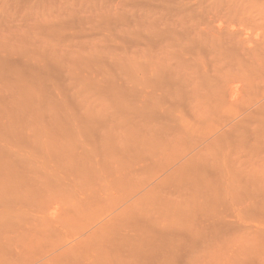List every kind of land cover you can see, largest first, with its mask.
<instances>
[{
	"label": "rangeland",
	"instance_id": "374dc122",
	"mask_svg": "<svg viewBox=\"0 0 264 264\" xmlns=\"http://www.w3.org/2000/svg\"><path fill=\"white\" fill-rule=\"evenodd\" d=\"M263 6L0 0V264H263Z\"/></svg>",
	"mask_w": 264,
	"mask_h": 264
},
{
	"label": "bare ground",
	"instance_id": "6f19581e",
	"mask_svg": "<svg viewBox=\"0 0 264 264\" xmlns=\"http://www.w3.org/2000/svg\"><path fill=\"white\" fill-rule=\"evenodd\" d=\"M197 2H198V1H197ZM201 2H202V1H201ZM203 2H204V1H203ZM205 2H206V1H205ZM209 2H210V1H209ZM210 3H211V2H210ZM201 4H202V3H201ZM194 5H196V4H194ZM199 5H200V4H199ZM260 5H262V4H260ZM258 7H259V6H258ZM263 7H264V6H263ZM259 11H260V10H259ZM73 15H74V14H73ZM259 15H260V14H259ZM262 15H263V14H262ZM244 17H245V16H244ZM246 17H247V16H246ZM240 19H241V18H240ZM242 19H243V18H242ZM248 19H250V18L248 17ZM243 21H244V19H243ZM243 21H242V22H243ZM243 23H244V26H245V25H246L245 22H243ZM252 23H253V22H252ZM250 24H251V23H250ZM250 24H249V25H250ZM234 32H237V31H234ZM227 34L231 36V35L234 34V33L232 32L231 34H229V33L227 32ZM232 36L234 37V35H232ZM235 36H237V33H236ZM230 39H231V38H230ZM199 41H200V40H199ZM200 45H201V44L199 43V46H200ZM195 46H197V44H195ZM200 47H202V45H201ZM200 47H199V48H200ZM212 61H213V60H212ZM215 61H219V59L214 60V63H215ZM220 61H221V60H220ZM212 63H213V62H212ZM216 63H217V62H216ZM216 63H215V64H216ZM219 64H220V63H219ZM224 66H225V65H224ZM218 67H219V66H218ZM221 67H222V66H221ZM213 174H214V173H213ZM44 194H45V193H44ZM46 195H47V192H46ZM46 195H43V196H46ZM47 196H48V195H47ZM263 206H264V205H263ZM259 231H260V230H259ZM255 232H256V231H255ZM94 233L96 234V232H93L92 234H94ZM259 233H261L262 235L259 234ZM263 233H264V231L257 232L258 235H257V234H256L257 236L255 235V236L257 237V238H255V239H257V240L259 239V240H260V239L263 237ZM213 234H214V233H213ZM215 234H216V233H215ZM259 235H260V237L258 238ZM197 238H198V237H197ZM253 238H254V237H253ZM253 238H252V241L255 243L256 240H255V239L253 240ZM262 239H264V238H262ZM98 240H100V239H98ZM198 240H199V239H198ZM100 241H101V240H100ZM181 241H182V240H181ZM184 241H185V240H184ZM260 241H261V240H260ZM260 241H256L257 243H255V245L258 246V245H261V243H262L261 246H264V243H263L264 241H262V242H260ZM258 242H259V244H258ZM257 244H258V245H257ZM251 246H254V245H251ZM263 255H264V254H263ZM262 258H264V257H262ZM96 263H97V262H96ZM262 263L264 264V262H262ZM91 264H92V263H91Z\"/></svg>",
	"mask_w": 264,
	"mask_h": 264
}]
</instances>
